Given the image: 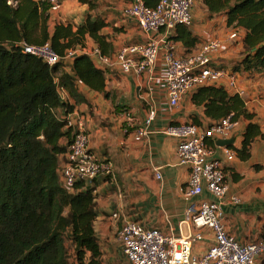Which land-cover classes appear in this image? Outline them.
Instances as JSON below:
<instances>
[{
	"label": "trees",
	"instance_id": "trees-1",
	"mask_svg": "<svg viewBox=\"0 0 264 264\" xmlns=\"http://www.w3.org/2000/svg\"><path fill=\"white\" fill-rule=\"evenodd\" d=\"M79 1L90 11L95 8L89 0ZM143 1L153 7L158 0ZM198 1L208 15H223L226 26L241 36L234 42L243 45L244 54L233 72L264 73V0ZM51 6L50 0H0V264H101L93 228L94 189L83 181L65 188L60 181V158L71 133L59 111L71 112L73 105L61 100L58 86L72 98H77L78 82L102 93L105 70L81 53L68 65L69 73L63 62L50 67L24 53L21 45L48 43L64 57L68 50L84 48L87 38L100 56L108 54L111 44L101 35L105 23L98 16L88 15L75 28L57 23L50 29ZM171 40L186 48L198 42L183 25L176 26ZM191 102L213 123L226 117L247 122L240 148L226 146L240 161L250 158L257 138L264 139L237 94L205 85L196 88Z\"/></svg>",
	"mask_w": 264,
	"mask_h": 264
},
{
	"label": "crops",
	"instance_id": "crops-1",
	"mask_svg": "<svg viewBox=\"0 0 264 264\" xmlns=\"http://www.w3.org/2000/svg\"><path fill=\"white\" fill-rule=\"evenodd\" d=\"M89 1L95 4L91 11L79 0H57L58 9L50 14L49 26L51 29L57 23H70L75 28L88 15L98 16L105 23L101 35L111 44L106 55L110 64L96 60L97 48L90 38L85 40L82 48L83 53L95 59L97 66L105 70L104 92H94L78 82L77 98L67 96V102L84 117L89 150L111 166L109 176H100L86 183L96 195L93 228L102 254L101 264H123L125 258L118 233L125 222H137L147 229L156 228L175 239L195 233V229L184 222L188 201L183 193L189 167L179 163L177 140L167 136L164 130L182 123L195 122L205 127L213 122L205 117L201 107L192 104L191 96L196 88L185 94L176 107L168 104L161 57L151 72L143 74L123 73L114 64L120 48L163 35L162 30L142 33L135 20L123 14L132 0ZM193 1V22L188 30L198 42L194 47L186 48L180 41L171 40L173 51L177 56L185 57L205 42L217 39L221 49L213 56L214 66L233 72L243 58V45L229 40L232 29L226 26L223 15L210 16L198 0ZM172 35L174 31L170 39ZM68 65L65 71L71 73ZM233 73L238 78V88L245 93L242 99L247 110L254 114V122L264 131V73L250 74L242 68ZM149 110L155 111V118L147 136L137 141L136 131L143 126ZM59 112L61 114L62 110ZM126 112L133 117L132 125L124 119ZM246 124L244 120L236 122L230 136L234 137L233 148H240ZM61 143L65 145L66 141ZM230 150L233 154L227 156L215 146V155L223 164L228 188L223 208L225 228L238 241H259L264 237V139L257 138L253 142L247 161H240L233 149ZM60 159L61 167L65 155ZM231 197L239 198V203L231 204ZM212 199L206 191L196 198L198 201ZM200 233L203 239L193 246V255H201L212 243L208 230L202 229ZM256 264H264V257Z\"/></svg>",
	"mask_w": 264,
	"mask_h": 264
},
{
	"label": "built area",
	"instance_id": "built-area-1",
	"mask_svg": "<svg viewBox=\"0 0 264 264\" xmlns=\"http://www.w3.org/2000/svg\"><path fill=\"white\" fill-rule=\"evenodd\" d=\"M50 2L51 12L57 11V0ZM193 6V0H158L153 7L147 6L143 0H132L124 8L123 14L133 18L142 33L162 30L163 35L120 48L115 55L114 64L123 73L133 71L143 74L151 72L161 57L164 64L163 83L171 107H176L191 89L205 85H217L227 93L244 97V91L237 86V76L214 66L213 56L221 49V43L217 39L205 42L185 57H179L173 51L170 34L177 25L186 28L192 25ZM228 37L229 40L236 41L241 36L232 31ZM21 47L24 53L41 59L50 67L58 62L67 66L74 56L83 53V49L77 47L60 57L48 43L23 44ZM95 55L96 60L110 64L109 58L100 56L98 50ZM58 95L61 100L68 101L60 86ZM61 115L65 128L71 133L65 161L59 169L61 184L70 188L77 181L90 183L100 176H109V162L98 159L89 150L84 117L74 110L67 113L62 110ZM155 115L154 110L148 111L143 126L136 131L135 140L140 141L147 136ZM124 119L129 125L134 123L129 112L124 114ZM235 127L236 122L226 117L205 127L182 123L165 128L164 133L177 140L176 155L179 163L189 167V177L183 193L188 201L184 222L193 227L195 233L175 239L156 228L147 229L137 222H125L118 233L125 258L123 264H256L257 260L264 257V238L253 242L238 241L227 232L224 224L223 208L228 188L223 164L215 155V141L229 139ZM219 148L227 156L233 154L226 146ZM156 176L160 178L158 174ZM204 191L213 199L196 200ZM229 202L237 204L239 198L231 197ZM202 229L211 233L212 243L201 255H193V246L203 239L200 233Z\"/></svg>",
	"mask_w": 264,
	"mask_h": 264
},
{
	"label": "water",
	"instance_id": "water-1",
	"mask_svg": "<svg viewBox=\"0 0 264 264\" xmlns=\"http://www.w3.org/2000/svg\"><path fill=\"white\" fill-rule=\"evenodd\" d=\"M234 142V137H231L229 139H218L215 141V145L218 147H225V146H229L232 145Z\"/></svg>",
	"mask_w": 264,
	"mask_h": 264
}]
</instances>
